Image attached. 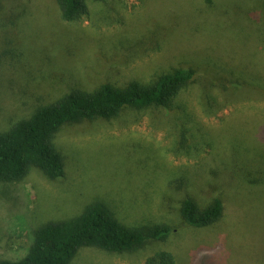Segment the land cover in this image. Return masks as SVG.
<instances>
[{"label": "rangeland", "instance_id": "obj_1", "mask_svg": "<svg viewBox=\"0 0 264 264\" xmlns=\"http://www.w3.org/2000/svg\"><path fill=\"white\" fill-rule=\"evenodd\" d=\"M177 67L195 74L170 107L60 128L64 175L33 167L0 200V257L100 200L127 224L173 230L129 252L83 247L70 264H145L163 250L176 264H264V0L93 1L73 22L57 0H0V131L72 89L148 83ZM215 197L219 221L184 224V199Z\"/></svg>", "mask_w": 264, "mask_h": 264}, {"label": "trees", "instance_id": "obj_2", "mask_svg": "<svg viewBox=\"0 0 264 264\" xmlns=\"http://www.w3.org/2000/svg\"><path fill=\"white\" fill-rule=\"evenodd\" d=\"M93 1L103 0H57V4L62 19L73 22L87 15L88 3ZM194 74L192 67H177L148 83L131 80L122 87L103 83L92 91L72 89L54 101L37 105L29 116L0 131V200L9 203L5 195L33 167L52 180L64 175L65 157L53 142L63 125L114 118L124 107H170ZM224 210L219 197L205 207L186 198L181 202L179 214L185 225L206 227L219 221ZM172 230L167 223L127 224L110 206L95 200L76 216L39 225L23 253L13 258L0 257V264H70L83 247L129 252L148 241L166 240ZM145 264L176 263L172 253L163 250L148 256Z\"/></svg>", "mask_w": 264, "mask_h": 264}]
</instances>
